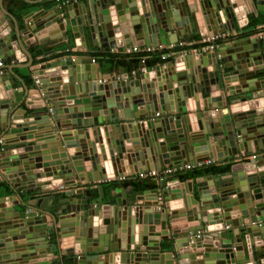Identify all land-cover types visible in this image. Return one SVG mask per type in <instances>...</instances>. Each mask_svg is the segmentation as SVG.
I'll use <instances>...</instances> for the list:
<instances>
[{
    "label": "water",
    "instance_id": "obj_1",
    "mask_svg": "<svg viewBox=\"0 0 264 264\" xmlns=\"http://www.w3.org/2000/svg\"><path fill=\"white\" fill-rule=\"evenodd\" d=\"M243 1L264 15V0ZM14 9L23 15L24 28L0 0V59L19 61L23 55L31 63L3 69L9 79L19 80L14 69H28L39 82L32 90L43 103L30 107L27 87L22 100L16 98L20 90L0 96V178L18 198L15 205L22 206L0 209V264H53L56 247L49 246L50 234L60 240L74 238V250L68 251L75 255L74 264H107V254L117 255L126 236L133 237L134 246L116 256L120 264H264L262 156L251 161L256 171L232 167L219 178L209 175L198 182L197 191L192 182L175 181L148 194L138 191L140 195L125 202L116 199L110 218H99L100 199L91 201L86 190L75 189L77 181L94 184L165 166L233 160L239 153L263 150L264 114L257 110L259 98L264 97V28L229 37L216 51L199 47L196 54L170 57L150 71L143 65L136 75L119 78H103L84 60L70 56L40 63L32 70L35 64L26 49L35 43L66 42L67 28L82 42L89 39L97 45V38L103 39L106 49L170 46L197 35L202 27L197 18L200 10L210 25L208 34L200 31L204 38L236 30L234 20L244 12L243 4L238 0H195V5L189 0H91L68 5L61 15L53 8L50 17L39 20V14L34 22L35 15L26 13L25 6ZM239 25L245 28L241 21ZM183 50L187 49L179 51ZM8 83L6 91L12 90ZM35 109L39 111L30 114ZM38 169L43 173L31 174ZM60 186L74 189L62 195L55 192ZM99 191L102 198L103 188ZM159 194L165 197L161 211L157 210ZM144 199L155 204L137 203ZM5 201L0 199V208ZM180 218L189 225L173 228V221ZM182 233L187 236L174 239ZM163 241H171L170 251L162 250ZM108 264H113L111 255Z\"/></svg>",
    "mask_w": 264,
    "mask_h": 264
},
{
    "label": "crops",
    "instance_id": "obj_2",
    "mask_svg": "<svg viewBox=\"0 0 264 264\" xmlns=\"http://www.w3.org/2000/svg\"><path fill=\"white\" fill-rule=\"evenodd\" d=\"M5 1V5H6V9L10 10L14 15H16L18 17V20L20 22V24L22 25V27L24 28V24L26 23V21H24L22 19L23 15H20L15 9L14 6L15 5H21L22 7L25 6V8H27V12H32L33 15H35L32 19V21L34 22V20L36 21V17L38 18V15L41 14V16L38 18L40 19H44V18H48L52 15V13H54L52 11L53 8L57 9V14L61 15L64 13V8H66L68 5L73 4L75 1L74 0H30V1H35L38 2V4H27L21 0H4ZM198 2V0H196ZM239 3L243 4L244 6V12L239 13L237 20H234V23L236 25V30H232V32H225L223 33L224 35H226L227 37L225 39H223L222 41L229 39V37H238L241 36L242 34H244L245 32H250V33H254L256 29H263L264 28V15L259 14L256 10V7L252 4L250 6L249 2L247 4H244L243 0H238ZM191 5H195V0H189ZM80 3H87V2H80ZM59 5H62V8H59ZM45 12V13H44ZM248 18V23L245 22V17ZM198 18V22H201L202 27H200V29L198 30V32L195 34H191L190 36H185L183 38L180 39V41L177 44L174 45H170V46H165V50L163 49L160 53H151V54H139V55H124L121 54L123 51V49L126 48H119L117 47L115 49V52H119V54L117 55H112L110 56L109 54H111V50L110 49H106L104 47H102V43L101 41L103 39H99L97 38V45H94L93 42L89 39H87L86 41H81V40H76L72 37V31L70 28H67V33L63 34V37L68 35V40L66 42H59V41H51L49 43H45V44H39V43H35L32 44L30 46H26V49L32 54V58H33V63L35 64L32 67V70L34 68H38L41 64H44L46 62H55L57 60L62 59V57L68 58L69 56L71 58H74L76 60H84V64L87 65L88 69H92L93 71H95L96 73L99 74V76L103 75V78H108V77H127V76H134L137 73L140 72V67L145 65L146 66V70L150 71L152 68H155L156 66L162 65L163 62H168V60L163 61L162 57H161V53L162 52H167V53H172L171 59L172 58H178L180 56L183 55H188V54H196L197 52H199L201 50V48L205 47L206 44L202 43L203 40V36H201L200 31L204 34H208V29L210 25L206 24V21L204 19V15L203 13L200 12L197 15ZM244 18V19H243ZM256 22L255 25H250V23H252L253 20ZM242 22V25L245 26V28H241V26L239 25V22ZM210 28H215V27H210ZM217 29L219 31L222 30V27H220V25H218ZM235 29V27H234ZM252 31V32H251ZM53 34V33H52ZM61 33H58V35ZM53 36L51 35L50 38H52ZM65 39V38H64ZM81 39V38H80ZM78 41V43H77ZM80 42L82 43V45L84 46L83 48H79L78 44H80ZM52 43H54L55 45L53 46ZM81 45V46H82ZM221 45V44H219ZM222 46V45H221ZM219 46V47H221ZM53 47L55 48V51L52 52L51 50L53 49ZM201 47V48H199ZM195 48H199V49H195ZM181 49H187V50H183V51H179ZM167 50V51H166ZM203 50V49H202ZM52 52L51 54L49 52ZM49 53V54H47ZM113 54V53H112ZM21 59L19 61H14L12 59H10L9 57H5L3 59H0V62L4 63V66L2 67V69L4 67L10 66V65H18V66H24V65H30L31 61L30 60H26L25 57H23V55L20 57ZM92 58H95L96 62L95 64L92 63ZM205 60L207 61V58H205ZM5 69V68H4ZM2 70L3 72L5 70ZM145 72V70L143 69V73ZM14 73H16L18 76H20L22 78V80L19 79H14L12 76L9 79V72L6 70L5 71V77L2 78V82L0 84V96L1 97H6V96H12L14 91H22L20 94L16 95V98L19 100H22V97L24 96V94L26 93V88L29 90V93L31 94V96L29 97V100H31V105L30 107H37L38 104L41 101V104L43 103L42 99H40L38 92L36 90H32L33 86L36 85V80L37 78L32 77V75H30L29 70L26 68H15L14 69ZM1 74V73H0ZM12 79H14V81H12ZM8 82H10V85L12 87V90L10 91H6V88L8 87ZM249 82H258L255 80H250ZM262 86H264L263 82H262ZM262 92L264 91L261 90ZM260 91V92H261ZM244 97L243 95H237V100L239 98ZM260 102H261V108L257 110V113L259 115L264 114V97L259 98ZM23 107H25V103H23ZM39 110H31L29 111L30 114L32 112H38ZM66 116V115H65ZM46 131V130H45ZM103 138L104 140L105 135L103 134ZM98 147L100 144H97ZM3 150V144L0 142V152ZM257 155V156H262L264 157V149L261 150L258 153H239V155H237L236 157H234L233 160H225L223 162L221 161H216L214 160H210L212 161V163L208 164V161L202 162L200 164H198L197 166H195L194 168L190 169V170H185L183 172H180L178 174H176L174 177H170L168 182H175V181H180L178 179V176L180 174H184L187 173L189 171H193V170H197V169H202L203 166L204 167H208V166H217V167H223L227 164H232V167L237 166L235 169H240V170H247V172H254L256 171L257 168H255L254 164H251V159L250 157L253 155ZM255 160H253L252 163ZM261 162V161H260ZM191 164V163H189ZM141 166V164L139 165ZM0 167H2L0 165ZM166 167V166H165ZM263 168V167H262ZM1 171V170H0ZM109 172L110 168H109ZM43 173V169H38L33 171L31 174H40ZM111 174V173H110ZM44 175V174H43ZM42 175V176H43ZM209 175L212 174H208L205 175L203 177H199L197 179H190L187 181H180L181 183H188V182H192L195 188V191H197V183L201 182L202 180H204L206 177H208ZM224 175V174H223ZM41 176V177H42ZM215 178H219L221 177V175L216 176V175H212ZM5 179L8 180L7 175H5ZM45 180V178L42 177V179L40 178L38 181H43ZM136 181V182H142V183H150L152 185H155L154 189H147L144 192V194H148L145 193L147 192H152L153 190H158L159 187L158 183L150 178H146V177H142L141 173H139V175H132L130 178H114V179H108L106 181H100L99 183H94V184H85V182H79L77 181V186L75 187V189H84L87 191L88 196L90 197L91 201L92 200H96V199H100V206H101V216H99V218H110V212H111V205L116 203V199L122 198L123 201L125 202V199L130 200L132 198V196L135 195H140L138 193V190H135L133 187L130 186H123L122 183L125 181ZM112 182H115L116 184H118V186H112ZM177 186V185H176ZM99 187L103 188V197L101 198L100 196V191H99ZM73 190L74 187H64V186H60L59 189L55 192H60L62 195L66 192V191H70ZM181 189H173V192H179ZM54 193V192H53ZM25 201H28L29 197L27 194L22 193L21 194ZM145 196V198H149L150 195H143ZM78 198L82 197V195H78ZM164 197V196H163ZM67 198V196H66ZM165 198V197H164ZM0 199H5L6 201L3 203L4 207L0 208L2 211L3 210H20L22 209V206L19 204V206L15 205L17 202L19 203L18 198L16 197L15 193L12 192L9 189V186L6 184V182L0 178ZM160 202V201H159ZM164 202V201H162ZM138 204H142V205H149L152 204L154 205L155 202L154 201H149V200H139L137 202ZM162 206V205H161ZM133 212H134V208ZM163 209V206H162ZM158 210V209H157ZM134 215V213L132 214ZM134 218V216H133ZM48 220V225H52V220L51 218H47ZM127 220H125L126 222ZM134 223V220L132 221V224ZM222 224V223H219ZM189 225V223L187 222L186 219L184 218H180L179 220H175L173 221V228H186ZM209 226V225H207ZM227 227V226H226ZM50 240H49V246L52 247H56V251L52 253V256L55 257V259L53 260V264H74L72 258H74V254H70L68 253V251L70 250H74V238H65L63 240L57 239L56 235L54 234H50ZM130 236V235H129ZM187 236L185 233L182 234H178V235H174V239L179 240L180 238ZM137 244V242H136ZM117 245L116 240L114 243H112V246L115 247ZM217 245V244H216ZM134 246L133 243V237H129L127 239L126 237H123L122 240V244H121V249L117 250V255L110 253L107 254L106 256V263L108 264V260H109V256H113V264H120V262L118 260H116V256H120L121 253H125V251L130 248V247ZM143 247H141L142 249ZM179 248V247H178ZM172 249V243L171 241H163L162 242V250L163 251H170ZM125 256V255H124Z\"/></svg>",
    "mask_w": 264,
    "mask_h": 264
},
{
    "label": "built area",
    "instance_id": "obj_3",
    "mask_svg": "<svg viewBox=\"0 0 264 264\" xmlns=\"http://www.w3.org/2000/svg\"><path fill=\"white\" fill-rule=\"evenodd\" d=\"M74 1L75 2H88L91 0H74ZM59 8L61 9L62 5H59ZM226 37L227 36L224 34H218V35L213 36V37L207 36V37L203 38L202 43L206 44V46L203 48V50L209 51V52L216 51L219 47L218 42L225 39ZM116 48L117 47L112 48L111 52L113 54H115V53L119 54V52H115ZM163 49L165 50V48L163 46H158V47L134 46V47H129V48L123 49V51H120V52H122L121 54H124V55H139V54L145 55L146 53L147 54L160 53ZM171 56H172L171 53H166V54H163L161 57H162L163 61H166ZM95 62H96L95 58H92V63L95 64ZM3 66H4V63L0 62V68H2ZM38 83H39L38 80H36V84H38ZM156 116L159 117L160 114L157 113ZM256 157H257V155L254 154L253 156L250 157V159L255 160ZM207 163L210 164V163H212V161L208 160ZM198 164H200V163H197V164L185 163L181 166H166V167H163L160 171H150V172L141 173V176L142 177L144 176L146 178H150V179L156 181L158 183V186L162 187L163 184H166L168 182L170 177H174L176 174L183 172L185 170H190V169L194 168L195 166H197ZM161 187H159V188H161ZM159 201L160 202H159L157 209L159 211H161L162 210L161 205H162V201H163V195L162 194H159ZM226 229H229V226H227Z\"/></svg>",
    "mask_w": 264,
    "mask_h": 264
},
{
    "label": "trees",
    "instance_id": "obj_4",
    "mask_svg": "<svg viewBox=\"0 0 264 264\" xmlns=\"http://www.w3.org/2000/svg\"><path fill=\"white\" fill-rule=\"evenodd\" d=\"M253 20V19H252ZM256 22L253 20L252 23H250V25H255ZM246 34H249L250 32H245ZM223 41H219L218 44H221ZM110 56L114 55V54H109ZM117 55V54H115ZM164 63V62H163ZM232 168V164H227L223 167H217V166H208V167H204L202 169H197V170H193V171H189L187 173H184V174H180L178 176V179L182 182L184 181H187V180H190V179H197L199 177H203L205 175H208V174H212V175H216V176H219V175H223L225 173H228L230 172ZM112 186H118V184H116L115 182H112L111 184ZM123 186H130L133 187L135 190H138V191H145L147 189H154L155 188V185H152V184H146V183H142V182H136V181H125L122 183Z\"/></svg>",
    "mask_w": 264,
    "mask_h": 264
},
{
    "label": "bare ground",
    "instance_id": "obj_5",
    "mask_svg": "<svg viewBox=\"0 0 264 264\" xmlns=\"http://www.w3.org/2000/svg\"><path fill=\"white\" fill-rule=\"evenodd\" d=\"M123 167H124L125 170H127V171L129 170V167H128L127 164H125ZM1 203H3V202H1Z\"/></svg>",
    "mask_w": 264,
    "mask_h": 264
}]
</instances>
